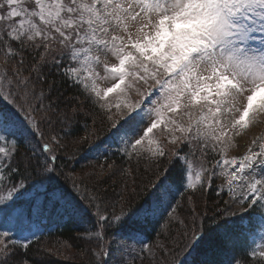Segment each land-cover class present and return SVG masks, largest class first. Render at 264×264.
Listing matches in <instances>:
<instances>
[{"label":"snow or ice","instance_id":"1","mask_svg":"<svg viewBox=\"0 0 264 264\" xmlns=\"http://www.w3.org/2000/svg\"><path fill=\"white\" fill-rule=\"evenodd\" d=\"M70 224L84 264H264V0H0V264Z\"/></svg>","mask_w":264,"mask_h":264},{"label":"rangeland","instance_id":"2","mask_svg":"<svg viewBox=\"0 0 264 264\" xmlns=\"http://www.w3.org/2000/svg\"><path fill=\"white\" fill-rule=\"evenodd\" d=\"M83 99V98H81ZM89 109L84 108V113H88ZM81 124H83L85 121H87L88 124H91L89 122L88 118L84 116L78 117ZM81 136H85V131L81 128ZM91 130V129H89ZM71 151V147L69 149ZM88 151L87 148H84L82 154H81V162H77L74 164H70L68 167V170H71L73 167L75 168V179L80 180L85 178L84 177V171H93V167L98 163L96 161L89 162L88 160L83 159V155L86 154ZM233 155H238L239 151H234L232 153ZM117 160V165L114 169H110L107 173H103L99 177V182L104 183V181H107L106 184H104L105 188H108L109 185L115 188L116 192H120L123 190L124 185L122 184V180L126 179V177L121 176H113L111 179H109V176L111 175V172L113 170L119 171L122 167H127V165L120 162L119 158H114ZM81 163L88 165V167L82 171L81 170ZM141 172H143V166L141 167ZM225 200H228V197H224ZM217 203V202H214ZM213 205V204H212ZM221 208L224 207V204L220 206ZM201 209H197V211H200ZM211 215V212L209 213ZM175 230V229H174ZM39 245V252L35 256L34 260L37 262V264H60V263H69V264H80L82 261L84 263L86 257L81 252L82 244L79 241L77 237V233L74 236L73 241H64L62 239H59L58 236L53 238H48L45 240L40 241L36 246Z\"/></svg>","mask_w":264,"mask_h":264},{"label":"trees","instance_id":"3","mask_svg":"<svg viewBox=\"0 0 264 264\" xmlns=\"http://www.w3.org/2000/svg\"><path fill=\"white\" fill-rule=\"evenodd\" d=\"M67 95H68L69 97H72V96L76 95V93L73 92L71 89H69L68 92H67ZM87 109H88V108H87ZM80 116H82V118H83V117L86 116V115H84V114L82 115V113H81ZM80 116H79V117H80ZM86 117L88 118L89 122H91V116L88 115V116H86ZM81 131H82V130L80 129V131H79V133H78L79 136L82 135ZM81 137H82V136H81ZM69 166H70V165H69ZM69 166H68V167H69ZM214 202H218V201L215 200V198H214V194H213V200L210 201L209 203H210L211 206H214V204H215ZM212 204H213V205H212ZM221 205H222V203L220 204V206H221ZM76 233H77V228H76V226L70 224V225L64 227L63 229H61L60 231H57L55 234H52V235L47 236L46 238H53V237L58 236L59 239H62V240H64V241H69V242H70V241H73L74 236H75ZM45 234H47V233H45ZM38 243H39V242H38ZM38 243H36V244H38ZM36 244L30 246V251L28 252V256H29L31 259H33V260H34L35 256L37 255V253L39 252V245L36 246ZM60 264H65V263H60ZM67 264H69V263H67ZM80 264H84L83 261H82Z\"/></svg>","mask_w":264,"mask_h":264}]
</instances>
